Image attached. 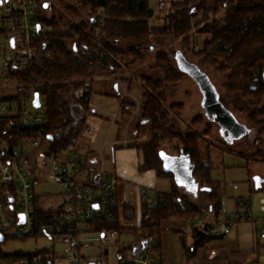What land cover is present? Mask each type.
I'll return each mask as SVG.
<instances>
[{"label": "trees", "instance_id": "obj_1", "mask_svg": "<svg viewBox=\"0 0 264 264\" xmlns=\"http://www.w3.org/2000/svg\"><path fill=\"white\" fill-rule=\"evenodd\" d=\"M76 4L66 10L79 21L78 25H72L62 17L53 16L49 19L43 14L40 17L42 30L47 32L40 33L39 41L50 46L44 52L51 54V60L40 57L28 66L7 67V75L2 82L15 80L17 94L0 98V104H17V115L0 116V136L10 148L21 150L26 146L25 141L34 144L42 141L43 152L61 155L70 146H75V142L82 137L86 121L80 118L79 113L89 111L91 115L94 114L89 106L95 91L93 85H90L81 99H76L73 91L86 87L88 81L92 83L91 80L100 75L115 76L121 70L113 60L101 63L98 59L91 60L80 55L83 47L89 53L92 52L94 45L85 31L94 26L101 27L104 48L120 61L126 54L132 55L133 65L144 60L146 51H150L151 47L164 45L166 41H178L194 58L208 62L226 77L228 91L226 96H220L222 103L228 109L233 107L247 113L249 121L259 126L261 132L264 131V0H183L173 4V10L166 16L163 26L150 25L152 11L148 0H76ZM223 9L225 15L215 18ZM196 28L198 34L207 36L200 50H193L189 36ZM96 52L102 54L100 50ZM152 70L159 76H141L142 103L138 110L141 118L136 120L134 113L137 104L129 96L121 99V117L125 124L131 120L133 124L136 122L137 137L146 135L145 142L136 144L144 157L140 171L154 170L158 177H166L171 182L172 191L169 194H157L155 198L159 202L156 205L149 204L148 199L143 196L140 209L133 205H125L121 207L122 210L118 208L115 223L92 225L99 234L118 230L119 235L127 233L136 238L133 244L119 247L116 257H125L130 251L141 249V241L150 236L155 238V252H159L164 224L173 220H182L192 226L195 239L193 251L204 248L210 242L227 238L211 236L206 228L197 225V210L189 206L188 203H192L189 198L180 194L179 183L174 173L166 170L162 156L164 144L178 143L177 153L189 155L195 183L200 189L210 188V191H202L208 195L209 204L205 208H212L216 214L221 213L222 189L212 180L211 167L203 164L201 156L203 137H212L213 128L210 124L206 125L207 118L200 116L194 120L193 125L204 126L202 133H181L175 116H180L184 105L169 104L166 90L169 86L180 83L186 74L179 70L174 57L168 52L155 57ZM119 84L127 86L130 91L133 88L126 78L119 79ZM35 93L39 94L41 105L44 100L45 120L39 125L24 124L23 102L29 98L33 100ZM69 98L75 101L72 105ZM11 120L14 121L13 127H9ZM56 132L61 133V139L55 137ZM257 153L264 154V149L260 148ZM36 199L38 202L39 197ZM36 214L37 222L45 226L37 239L54 240L64 234V231L50 229L59 223L50 212L37 209ZM121 219L128 222L129 226L122 227ZM9 239L27 240L6 238L5 242H1L0 264H19L23 260L32 263L36 259H41V264H55L58 258L53 248H43L34 254L5 252L1 245ZM260 247L259 241L251 252L259 253ZM107 252L98 258L103 259ZM236 258L239 261L234 260L229 264H244L249 261L239 259L243 258L241 252ZM253 264H258V261Z\"/></svg>", "mask_w": 264, "mask_h": 264}, {"label": "rangeland", "instance_id": "obj_2", "mask_svg": "<svg viewBox=\"0 0 264 264\" xmlns=\"http://www.w3.org/2000/svg\"><path fill=\"white\" fill-rule=\"evenodd\" d=\"M45 1L48 4L47 11L43 13L45 17L49 19L53 16L62 17L67 19L68 22H71L72 25L75 22H79L76 18L71 17V15L66 10V8L69 6H76V0H43V2ZM182 1L183 0H164L162 3V0H148L149 7L152 11V22H156L157 25H161V20L165 19V17L172 12L173 4L181 3ZM224 15L225 10L223 9L217 15H215V18H221ZM46 32L47 30L43 29L41 33ZM189 36H191V46L193 50H200L203 45L204 38H207L202 37L201 34H198L197 28L194 29L193 33ZM149 50L150 51H146L145 59L135 65L132 64L134 61V57L132 55L126 54L123 56V59L121 61L119 60V67L121 70L118 75L115 74V76H118V79L126 78L129 80L130 86L133 85L131 91L126 90L128 91V94H126L129 95V97H131V99L137 104L135 112L136 120L141 118V114L139 113L140 111H138L142 103L141 76H159L156 71L152 70V67L155 64V57L162 52H168L173 57L174 51H181L186 56L188 61L196 64L209 76L213 84L216 86L220 96L227 95L228 90L226 86V77L219 73L208 62H202L194 58L178 41H166L164 45H156L155 48L151 47ZM111 76V74L100 75L99 77L92 79V83L88 81V84L92 86L98 78H106ZM102 87L104 90H106V92L99 94V91L95 89V92L92 95L93 103L89 106V109L92 108L96 111V115L99 118H104V121L99 124V129L97 128L98 131L96 133V139L94 143V148L98 153L101 151L105 136L109 133H112L111 137L115 138V135L118 133V127H115L111 131V128L113 127L112 122L114 120L112 118L113 115L117 116L118 121H120L121 118V109H119V101L118 97L116 96V92L113 93L108 85L104 84ZM126 87L127 86L121 85L119 93L120 95L124 94L122 91L127 89ZM16 89L17 82L15 80L3 82L0 80V98L15 96L17 94ZM166 93L168 95L169 104L182 103L184 105V109L180 116L178 117L174 115L179 131L183 134H187L189 131L191 133H202L205 128L204 126L197 127L193 125V122L196 118L200 116L206 118L205 111L202 108V91L196 82L190 78L188 74H186L180 83L169 86L166 90ZM137 96H139V98ZM32 101L33 100L29 98L23 102L22 118H27L31 121L33 117L39 116L41 122H39L38 125L42 124L46 117L44 100H42V105L39 108H35ZM226 101L228 102L227 99ZM69 102L72 105L75 101H72V99L69 98ZM2 105L7 109L11 108L14 112H16L17 104H9L7 102L2 103ZM230 110L234 113L240 124L246 125L251 129L249 138L247 140L244 139L235 141L233 144H228L220 135L218 125L208 120L206 125L210 124L212 126L213 133L212 137H203L204 141H202L201 144L202 162L204 165L211 167L210 176L212 177V180L220 186V189H222V210L225 213H235L237 211V201L242 198H248L252 203L253 219H262L264 217V210H262V206L264 205V154L261 155L257 153V151L260 148L264 149V145H261L264 142V131L261 132L259 126L248 120L247 113L241 112L238 109H234L233 107H231ZM88 112L84 111L85 114ZM0 114L3 115L4 112L0 111ZM107 120L110 121L108 122ZM124 124L125 123H123V125ZM127 124L129 128L128 131L131 134H129V137H134L135 135L132 134V130H135V123L132 125L133 123L131 121V125H129L127 122L124 126L126 127ZM145 132H147V129ZM140 138H142L140 141H135V145L146 141V135L139 136V139ZM29 143L30 142L25 141V150L33 149L28 146L32 145ZM41 144L42 141H40L39 144L40 148L36 147L39 152H42L44 149L42 148ZM177 144L178 143H166L163 145L164 150L162 154L164 155L166 163L169 164L172 169L174 168V162H172L170 158H179V156H172L177 155ZM106 154L109 155V152H106ZM108 155L105 157H108ZM39 177L41 182L36 190L40 197L43 198L47 195H57L61 193L62 189L53 182L51 172L48 174H40ZM258 180L261 181L260 188L257 187ZM160 183L165 186L168 184L169 186V183L166 179H160ZM188 188L196 190L197 185L196 183H193L190 184ZM199 194L200 196L198 201L202 203L203 206L197 202H193V204L199 208H205V206H208L209 204L208 195L203 194L201 191H199ZM120 207L123 208L122 205H120ZM127 224L128 222L121 219L122 226L126 227ZM249 226L251 228H255L254 224ZM260 228L261 225L258 224L257 229L259 230ZM177 229H181V231ZM192 229V226L190 224L187 225L185 222L179 225L178 223H165L164 231L162 233L161 247L159 248L160 251L157 252L158 257L163 256L168 264H229L230 262L236 260V255L238 254L237 251L239 248L237 245L233 244L232 241L228 240L210 242L204 248L199 249L198 251H193L195 239ZM254 235L256 234H249V237L251 238V244L254 241ZM99 236L100 234L93 233L85 236L90 244V248L85 251V254L90 257H99L103 255L105 251H108L106 257L103 258L106 264L114 263L117 249L119 247L122 245L126 246V244H133L136 240L133 235L127 233L120 235L116 239L106 238L103 241L97 239ZM234 239H236L235 234L231 235L230 240ZM259 241L261 246L259 253L251 252L246 247L243 248L244 250H241L243 252V257L249 260L247 262L244 259L239 258L241 261H245L244 264H253L254 261H258V264H264V240L259 239ZM1 248L5 252L13 254L16 251L34 254L37 251H42L43 248H53L58 258L63 260V257L65 256L64 245L57 238L54 240H52V238H31L29 240L27 239L26 241L9 239L6 241V243L1 245ZM62 264L65 263L62 262Z\"/></svg>", "mask_w": 264, "mask_h": 264}, {"label": "built area", "instance_id": "obj_3", "mask_svg": "<svg viewBox=\"0 0 264 264\" xmlns=\"http://www.w3.org/2000/svg\"><path fill=\"white\" fill-rule=\"evenodd\" d=\"M47 9L48 4L43 0H0V80L7 75L8 66H28L40 57L52 59L50 53L44 52L50 46L44 41H39L42 32L40 17ZM161 23L159 26L164 25L165 19H162ZM150 25L157 24L150 20ZM85 34L94 47L90 53L86 47L81 48V56L91 60L98 59L101 63L113 60L120 64L119 60L104 48L100 26H94L93 29L85 31ZM97 50L102 54H98ZM89 86L90 84H87L86 87L75 90V98H83ZM0 111L4 112L3 115H17V112L2 104ZM22 122L37 125L41 119L39 116L33 117L31 121L22 118ZM13 126L14 121L11 120L9 127ZM55 137L61 139V133L56 132ZM2 138L0 136V243L5 242L6 238L37 239L45 226L37 222L36 211L43 209L50 212L54 220L59 222L50 229L64 231V234L56 238L64 245L65 256L63 260L57 258L55 264H106L103 259L85 254L90 248L85 236L99 234L92 225L115 223L117 220V209L121 207L116 193L121 179L103 168L93 170L86 167L74 145L64 150L61 155H56L39 152L36 147L40 145L34 143L28 145L33 148L31 150L10 148ZM50 172L53 182L62 191L60 194L42 198L36 190L41 182L39 175ZM148 202L156 205L159 201L154 198L148 199ZM188 204L197 210V225L206 228L211 236L228 237L238 225L260 224L261 228L257 230V234L259 239L264 240V217L253 219L252 203L248 198L239 199L236 203L237 211L232 214L223 211L216 214L212 208H199L193 202ZM119 236V231L113 230L100 234L97 239L103 241ZM141 244V249L132 250L125 257H115L113 264H159L154 248L155 239L150 236L142 240ZM19 264H41V259L32 263L23 260Z\"/></svg>", "mask_w": 264, "mask_h": 264}, {"label": "crops", "instance_id": "obj_4", "mask_svg": "<svg viewBox=\"0 0 264 264\" xmlns=\"http://www.w3.org/2000/svg\"><path fill=\"white\" fill-rule=\"evenodd\" d=\"M202 37H207L206 35H202ZM206 38H204L205 40ZM96 81V80H95ZM108 85L112 92H116V96L118 97L119 101V109L122 97L129 96L127 95L128 89H124L122 92L124 94L120 95V88L121 85L119 84L118 76H111V77H100L97 79L96 82L93 83L94 90L96 89L99 91V94H103L106 90L103 89L102 85ZM111 93V94H113ZM127 93V94H126ZM141 95V94H140ZM112 96V95H111ZM119 96L121 98H119ZM139 98V96H137ZM93 98V97H92ZM139 100V99H138ZM137 100V101H138ZM93 101L91 100L92 105ZM92 107V106H91ZM96 111L94 110V116L90 113H79L80 118H83L86 121V130L84 131L81 138H79L75 142V147L77 151L81 154L83 158L84 165L89 167L93 170H97L99 168L105 169L108 173L116 174L121 180L118 185L117 195L119 206L125 205H133L140 209L141 201L143 196L147 199H154L157 194H169L172 191L171 182L169 179L158 177L154 170H146L140 171V166L143 165L144 157L141 150H138L137 146L135 145V141H140L142 138L139 139L135 135V130H132V134L135 136L129 137L130 132L128 131V124L126 127L123 125V119L120 118V121L116 118H113V127H118V133L115 135V138L111 137L112 133H109L105 136L103 140V144L101 147L100 153L96 151L94 148V143L96 139V133L99 129V124L103 122L104 118H99L96 115ZM122 116V115H121ZM134 116L136 114L134 113ZM108 122L110 120H107ZM115 121V122H114ZM132 121V120H131ZM131 121L128 122L131 125ZM136 123V122H135ZM134 125V124H132ZM98 128V129H97ZM131 135V134H130ZM109 152V155L106 154ZM108 155V157H105ZM181 154L177 153V155L172 156H180ZM110 162V163H108ZM160 179H166L169 183L165 186L160 183ZM179 191L182 196L189 198L192 202H197L201 206L202 203L198 201L199 199V191H203L199 187L197 189H190L187 186L181 185L179 186ZM224 212V211H223ZM168 223H184V221H170ZM187 225L188 223L185 222ZM176 225V224H175ZM249 225L251 224H241L234 228L232 233L224 240L232 241L233 244L238 246V253L243 252V248H247L249 251L255 249V245L259 242L257 237V226L255 228H251ZM177 226V225H176ZM178 227V226H177ZM176 229V228H174ZM181 231V229H177ZM250 233H254V241L252 244L250 243L251 238L249 237ZM235 234L236 239L230 240L231 235ZM221 241V240H220ZM237 257V255H236ZM161 264H168V262L164 259L163 256L160 257ZM241 259H244L241 258ZM236 260H238L236 258ZM235 260V261H236Z\"/></svg>", "mask_w": 264, "mask_h": 264}, {"label": "water", "instance_id": "obj_5", "mask_svg": "<svg viewBox=\"0 0 264 264\" xmlns=\"http://www.w3.org/2000/svg\"><path fill=\"white\" fill-rule=\"evenodd\" d=\"M174 59L177 67L180 71L188 74L202 91L203 100L202 108L205 111L206 118L214 122L219 127L220 135L225 139L228 144H232L234 140L247 136L249 130L243 124H240L234 114L222 103L220 100V94L217 91L216 86L213 84L209 76L203 72L196 64L188 61L186 56L179 50L174 51ZM33 106L39 108L41 106L39 94H34ZM228 134L226 136L225 134ZM165 168L167 171H172L179 183V186H189L195 183L191 171V162L189 155L181 154L179 158H170L174 162V168L172 169L169 164L166 163L164 155L162 154ZM197 185V184H196ZM261 181H257V187L260 188ZM198 187V185H197ZM210 188H202L203 191H210Z\"/></svg>", "mask_w": 264, "mask_h": 264}, {"label": "flooded vegetation", "instance_id": "obj_6", "mask_svg": "<svg viewBox=\"0 0 264 264\" xmlns=\"http://www.w3.org/2000/svg\"><path fill=\"white\" fill-rule=\"evenodd\" d=\"M229 110H230V109H229ZM230 111H231V110H230ZM231 112H232V111H231ZM232 113H233V112H232ZM233 114H234V113H233ZM247 115H248V114H247ZM234 116H235V115H234ZM248 117H249V115H248ZM248 120H249V119H248ZM245 126H246V125H245ZM246 127H247V129L249 130V131H248L249 134H248L247 136H244V137L240 138L239 140H244V139L247 140V139L249 138V136H250V134H251V132H250L251 129H250L248 126H246ZM225 135L228 136L227 133H226ZM224 140H225V139H224ZM239 140H234V142H235V141H239ZM234 142H233V143H234ZM233 143H232V144H233Z\"/></svg>", "mask_w": 264, "mask_h": 264}]
</instances>
